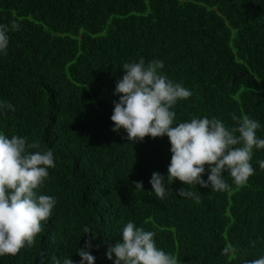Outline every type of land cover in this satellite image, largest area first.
I'll return each instance as SVG.
<instances>
[{"label":"trees","instance_id":"trees-1","mask_svg":"<svg viewBox=\"0 0 264 264\" xmlns=\"http://www.w3.org/2000/svg\"><path fill=\"white\" fill-rule=\"evenodd\" d=\"M20 22L0 53V133L51 149L55 167L37 191L56 204L32 246L0 264H55L83 248L91 233L95 264L129 221L155 233L157 248L179 264H246L264 256V149H254V174L229 191L200 185L196 203L179 196V180L163 200L153 172L167 175V135L132 144L112 131V101L123 63L163 61L170 80L192 92L171 109L174 125L213 117L226 127L242 114L258 121L264 139V0H0V24ZM32 151H36L33 149ZM202 178L207 180L208 166ZM134 181H142L137 190ZM231 245L234 257L221 255Z\"/></svg>","mask_w":264,"mask_h":264},{"label":"clouds","instance_id":"clouds-1","mask_svg":"<svg viewBox=\"0 0 264 264\" xmlns=\"http://www.w3.org/2000/svg\"><path fill=\"white\" fill-rule=\"evenodd\" d=\"M20 30V22L13 19L0 24V53L7 55L10 32ZM124 74L116 83L113 95L119 100L114 104L112 131L124 129L132 144L142 142L146 136L152 138L167 135L170 142L171 160L167 175L153 172L150 179L152 190L159 200L167 194L168 186L179 180L190 186L178 190L179 196L190 197L196 203L200 196L191 191L192 185L210 188L212 191H229L224 172L237 187L247 184L254 174L252 160L254 149H264V139L258 138L260 123L248 115H232L236 126L226 127L215 117L193 118L174 125L176 113L171 109L180 100L191 97L192 92L170 80L161 70L164 63L154 59L147 64L143 57L138 62L123 63ZM14 107L0 101V111ZM36 149V151H32ZM40 144L27 138L13 135L9 138L0 133V256H15L26 245L32 246L43 231V222L52 215L56 200L50 195L38 193L49 177V168L55 167L51 149L40 151ZM264 170V160L258 161ZM208 166L207 180L202 178ZM135 189L143 188L142 181L133 182ZM84 234L91 233L83 248L76 251L81 259L76 262L65 258L62 264H95L90 249L95 238L89 227ZM155 233L138 228L129 221L122 230L121 240L107 247V258L115 255L114 264H179L176 255L157 248ZM231 245L221 250V255L233 256ZM55 264L61 261L53 258ZM246 264H264V256L248 260Z\"/></svg>","mask_w":264,"mask_h":264}]
</instances>
